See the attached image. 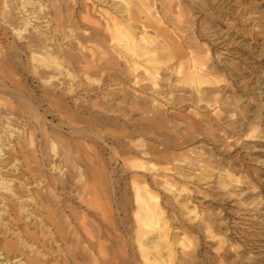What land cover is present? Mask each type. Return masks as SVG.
<instances>
[{"label":"rangeland","instance_id":"obj_1","mask_svg":"<svg viewBox=\"0 0 264 264\" xmlns=\"http://www.w3.org/2000/svg\"><path fill=\"white\" fill-rule=\"evenodd\" d=\"M178 1L188 19L190 32L194 35L192 41L195 49L204 57L210 74L204 82H195L193 85L162 78L157 88L151 90L129 83L119 88L117 84H111L112 80L107 81L111 85L102 86V89L92 93L86 91V84L85 87L80 86L77 94L81 98L85 97L86 104L103 99L110 100L111 106L116 107L125 95L132 102L119 104L124 106L123 113L96 112L100 116L106 114L114 121L106 128L119 137H109L105 141L85 140V143L95 149L99 158L97 167L109 173L110 182L106 190L117 200L120 201L124 193L133 196V176H143L138 178H144L157 196L169 224L168 236L170 243H174V264H182V258L188 257L182 253L181 241L186 243V250L195 256L192 259L195 264H264V0H197L203 8L192 5L190 0ZM14 2L11 1L12 7L15 6ZM52 2L46 1L45 19L35 21V26L41 27L40 31L47 36L51 33L57 36L65 34L55 46L63 47L66 51L64 64L73 73L69 72L72 78L68 76V79L79 80L80 44L77 41L80 42V32L86 28L80 25V16L83 15L80 0L57 2L62 10L64 24L59 23ZM87 3L93 7L90 18L94 20L100 18L102 9L110 7L104 0H87ZM36 5L27 7L31 9ZM46 24L47 27H44ZM202 29L205 31L202 32ZM206 32L211 34V39L204 34ZM28 33L23 34L22 42ZM33 34L36 32L33 31ZM8 38L12 43L21 41L11 34H8ZM83 45L88 46L89 43L83 42ZM98 46L100 51L107 50L106 45ZM19 59L21 61L17 62ZM15 64L13 76L25 89L24 97L30 94L34 104L39 98V109L42 111L48 106L40 98L45 85L32 73L27 58H17ZM68 79L58 75L54 81L66 83ZM167 81H171V84L168 85ZM65 96L69 98L67 94ZM12 100L16 110L11 116L7 115L8 111H2L0 122L4 123L5 118L10 117L11 123L15 122L18 128L31 127L34 130L33 124L37 123V119H28L27 116L35 112L31 109L27 111L17 102V98ZM18 107L24 110L23 114L27 111L28 115L21 114ZM92 110L85 109L81 111L82 114H77L85 118L88 113L94 112ZM55 117L46 112V118H42L41 122L46 121L48 130L59 129L54 127H58V118ZM120 126L125 127L130 137L120 136L123 129ZM61 131L64 140L70 138L69 143L72 145L74 140H82L72 139L68 128ZM38 135L36 131L37 147ZM132 141H138L140 146L128 149ZM45 147L47 152L52 153L48 145ZM139 150L146 152L141 155L142 158L137 152ZM24 153H29L27 148ZM9 154L0 157L2 174L11 172L13 162L4 166ZM15 157L19 158L17 163L23 169L21 157ZM190 158H196V164L205 168L192 164ZM138 159L159 169L140 172L132 166ZM64 169L68 174L72 172L67 166ZM13 182L15 186L18 185L17 179ZM72 188L69 193H63L68 189L61 191L64 195L57 191V198L62 199L67 209L80 215L82 207L76 203L77 191H72ZM2 197L8 213L11 212L10 208L18 209L16 201L6 193H2ZM55 209L53 205L43 204L38 214L45 218L49 212L53 215ZM110 210L117 219L116 206L110 207ZM5 215L2 214V217L6 218L15 235L23 237L27 244L23 246L18 242L14 233L0 230V264H85L79 257L80 242L72 240L74 237L54 243L49 238H42L34 220L26 221V217L19 214L14 215L15 219L11 218V214ZM87 219L97 222L93 216H87ZM57 244L65 249L67 255H60ZM6 250H12V261L6 262L1 258ZM133 263L140 264L138 260Z\"/></svg>","mask_w":264,"mask_h":264},{"label":"bare ground","instance_id":"obj_2","mask_svg":"<svg viewBox=\"0 0 264 264\" xmlns=\"http://www.w3.org/2000/svg\"><path fill=\"white\" fill-rule=\"evenodd\" d=\"M11 1H15L14 7L11 6ZM46 1L0 0V114L2 111L5 113L8 111L7 115H13L15 104L13 105L12 98H17V102L27 108V111L31 109L35 112V114L28 112L30 113L28 115L25 111L23 114L24 108L21 106L23 109L18 107L20 113L24 116L27 114L28 119H37L35 121L37 123L33 124L34 130L27 126H25L27 128H18L19 125L15 122L11 123V118L7 116L4 123L0 122V157L10 152L7 159L2 158L5 159L4 166L13 162L11 172L8 174H2L0 168V230L14 233L2 214L8 216L11 214L13 219L19 214L26 217V221L34 220L42 238H49L51 242H64L74 237L75 239L72 240L76 243L80 242L79 257L85 264H135L134 260H138L140 264H174L175 251L174 243H170L171 239L168 236L169 224L157 196L152 193L144 178H138L143 176H133L135 177L131 182L135 191L133 196L124 193L120 201L117 200L116 196L108 194L109 191L106 190L110 182L109 173L102 167H97L96 163L99 162L97 153L93 147L85 143V140L105 141L109 137H119L118 134L107 130L106 127L112 125L114 121L104 112L123 113L124 106L119 104L132 102L125 95L116 107L111 106L110 100L103 99L86 104L85 97L81 98L77 93L80 86L85 87V84L89 93L111 84L123 88L126 83L131 86H144L150 90L156 89L162 78H171L177 83L189 85L203 81L210 74V69L204 57L195 49L192 41L194 35L192 36L190 32L184 9L178 0H158V2L157 0H104L110 7L102 9L100 18L94 20L90 18L93 7L87 3V0H80V10L83 12L80 16V25L87 29L80 32V42L77 41L80 44V74L79 80H75V78L68 79L71 72L64 64L66 51L63 47L55 46L65 34L57 36L50 32L51 34L47 36L40 31L41 27L35 26V21L45 19ZM58 1L53 0L52 3L59 16V23H62V10ZM190 3L197 8H203L197 0H190ZM34 4H37L36 7L29 10L28 7ZM44 27H47V24ZM31 30L36 34H33V31L30 33ZM27 31L29 35L22 42L23 34H27ZM58 31L56 33H59ZM8 34L21 41L16 43L8 41ZM204 34L211 39L210 33ZM83 42L89 45L85 46ZM195 43L198 44L197 41ZM98 44L106 45L107 47H103L107 50L100 51ZM22 56L28 59L32 73L36 74L38 80L45 85L40 98L48 106L42 111L39 109L40 99L37 98L38 104H34L30 94L25 98V89L14 79L13 64ZM19 61L21 60L17 62ZM58 75L66 76L68 81L55 83L54 78L56 79ZM108 80L113 82L108 84ZM170 82L168 85L171 84ZM66 94L69 98L65 96ZM85 109H93L95 113L90 111L88 116L81 118L78 114ZM72 110L74 114L71 113ZM98 110H104L105 115H97ZM46 112L58 118V127H54L59 129L48 130L45 127L46 121L41 122L42 118H46ZM120 127L123 128L120 136L130 137L125 127ZM63 128H68L72 139L82 140L80 142L74 140V144H70V138L69 140L63 138L61 131ZM36 131L39 134L38 147V144H35ZM137 142L129 143L128 149L139 147ZM46 145L52 153L46 151ZM7 146L8 148H5ZM26 148L29 153L23 155ZM137 152L140 158L146 153L144 150ZM15 155L21 157L23 169L17 163L19 158ZM196 161V158H190L192 164H196ZM196 165L201 169L205 168L201 164ZM64 166L71 168L72 172L68 174ZM132 166L140 172L159 169L151 164H145L142 159L136 160ZM16 179L18 185L15 186L13 180ZM71 188L74 189L72 191H77L76 203L82 207L80 215L67 209L62 204V199L57 198V191L61 194V191L68 189L63 193H69ZM2 193H6L16 201L17 210L10 208L11 212L8 213ZM43 204L55 206L54 214L51 215L49 212L45 218L38 214ZM114 205L118 210L117 219L110 210ZM87 216L95 217L97 222L88 220ZM13 236L26 246L23 237L15 233ZM180 244L182 253L188 256L182 258V264H195L192 260L195 256L191 251L186 250V243L181 241ZM57 246L60 255H67L65 249L60 248V244ZM11 251L6 250L1 258L6 262L12 261Z\"/></svg>","mask_w":264,"mask_h":264}]
</instances>
